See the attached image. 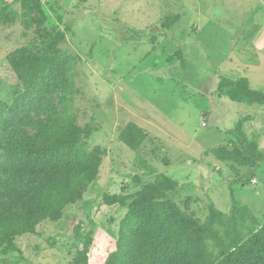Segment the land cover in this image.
Returning a JSON list of instances; mask_svg holds the SVG:
<instances>
[{
    "label": "rangeland",
    "instance_id": "1",
    "mask_svg": "<svg viewBox=\"0 0 264 264\" xmlns=\"http://www.w3.org/2000/svg\"><path fill=\"white\" fill-rule=\"evenodd\" d=\"M49 33L62 34L52 70L67 88L69 112L97 129L84 146L106 155L82 200L62 220L18 237L19 251L1 252L0 264H71L78 231L93 233L89 264H112L122 248L135 252L124 234L130 211L103 198L135 193L161 173L178 182L164 203L189 224L203 223L211 207L229 215L233 195L246 214L243 236L264 226V105L218 92L221 77L247 78L264 91V0H0V110L23 92L8 55L38 53ZM62 95L49 101L64 109ZM29 113L25 130L35 136L47 118ZM129 123L147 135L138 151L119 138ZM239 127L258 145L255 168L228 133Z\"/></svg>",
    "mask_w": 264,
    "mask_h": 264
},
{
    "label": "trees",
    "instance_id": "2",
    "mask_svg": "<svg viewBox=\"0 0 264 264\" xmlns=\"http://www.w3.org/2000/svg\"><path fill=\"white\" fill-rule=\"evenodd\" d=\"M177 20V16L167 18L162 28L169 29ZM59 37L61 33L58 37L49 33L36 54L22 47L7 57L23 92L0 110V198L9 197L0 201V253L19 251L18 237L36 234L45 221L62 220L66 208L81 201L97 180L106 155L101 147L84 146L97 129L81 126L69 112L67 88L52 70V63L59 60ZM59 90L64 109L49 101ZM218 92L234 103L264 105V91L252 89L247 78L221 77ZM31 111L47 118L38 123L40 131L35 136L25 130L33 122ZM228 133L240 144L245 160L257 167L261 162L257 143L250 142L241 127ZM119 138L138 151L147 135L129 123ZM134 181L141 183L139 177ZM177 188L176 180L161 173L141 183L135 193L104 196V204L130 211L124 234L128 242L135 241L129 247L136 246L135 252L119 249L112 264H264V226L245 238L241 227L246 214L233 195L229 215L211 207L203 223L189 224L187 215L174 213L163 201ZM77 237L71 264H89L93 233L78 231Z\"/></svg>",
    "mask_w": 264,
    "mask_h": 264
}]
</instances>
